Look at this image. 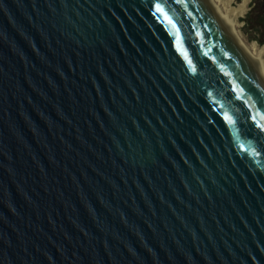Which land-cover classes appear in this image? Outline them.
<instances>
[{"label": "water", "instance_id": "1", "mask_svg": "<svg viewBox=\"0 0 264 264\" xmlns=\"http://www.w3.org/2000/svg\"><path fill=\"white\" fill-rule=\"evenodd\" d=\"M261 117L209 0H0V264H264Z\"/></svg>", "mask_w": 264, "mask_h": 264}, {"label": "bare ground", "instance_id": "2", "mask_svg": "<svg viewBox=\"0 0 264 264\" xmlns=\"http://www.w3.org/2000/svg\"><path fill=\"white\" fill-rule=\"evenodd\" d=\"M218 14L228 25L235 39L264 76V45L258 46L255 41L247 43L240 35L243 22L241 17L247 11L248 0H241L233 6L232 0H209Z\"/></svg>", "mask_w": 264, "mask_h": 264}, {"label": "trees", "instance_id": "3", "mask_svg": "<svg viewBox=\"0 0 264 264\" xmlns=\"http://www.w3.org/2000/svg\"><path fill=\"white\" fill-rule=\"evenodd\" d=\"M251 9L246 13L242 19L246 26L253 32V39L257 40L259 44L264 43V0H252Z\"/></svg>", "mask_w": 264, "mask_h": 264}, {"label": "rangeland", "instance_id": "4", "mask_svg": "<svg viewBox=\"0 0 264 264\" xmlns=\"http://www.w3.org/2000/svg\"><path fill=\"white\" fill-rule=\"evenodd\" d=\"M232 1H233V6H235V4L241 0H232ZM251 4H252V0H248L247 11L241 17V19H243L245 17L246 13L251 9V7H252ZM242 22H243V24L240 27V35L244 39V41L247 43H251V42L255 41L258 46L264 45V43L259 44L257 40L253 39L252 35L257 34V33L253 32V30H251L249 27H247L243 20H242Z\"/></svg>", "mask_w": 264, "mask_h": 264}, {"label": "snow or ice", "instance_id": "5", "mask_svg": "<svg viewBox=\"0 0 264 264\" xmlns=\"http://www.w3.org/2000/svg\"><path fill=\"white\" fill-rule=\"evenodd\" d=\"M156 10L158 12H162L163 11V9L160 7L159 4L156 5ZM169 22H171V21H169ZM253 119H255V117H253ZM261 119H264V117H261ZM261 127H262V129H264V125H262Z\"/></svg>", "mask_w": 264, "mask_h": 264}]
</instances>
